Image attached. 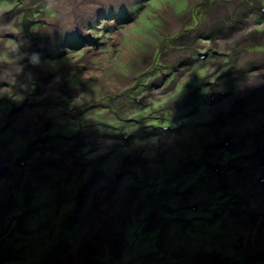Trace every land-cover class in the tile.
Here are the masks:
<instances>
[{"label":"rangeland","instance_id":"1","mask_svg":"<svg viewBox=\"0 0 264 264\" xmlns=\"http://www.w3.org/2000/svg\"><path fill=\"white\" fill-rule=\"evenodd\" d=\"M66 1L0 0V264H264V0Z\"/></svg>","mask_w":264,"mask_h":264},{"label":"bare ground","instance_id":"2","mask_svg":"<svg viewBox=\"0 0 264 264\" xmlns=\"http://www.w3.org/2000/svg\"><path fill=\"white\" fill-rule=\"evenodd\" d=\"M126 2L127 1H124V0H69V1H66L60 5V8H57L58 19L55 22L51 23L52 27H50L49 29L52 31L56 30L57 28L60 29V28H66V27L73 29V27L75 25H78V23L75 21V19H77L80 22H82L84 19L90 20V19H92V17H94L95 14H99L100 10L110 9L112 6H114L113 8L122 9V8H124V4ZM54 25L56 26V28ZM52 31H50V32H52ZM258 81L259 82H257V84L259 83L260 85L258 84L259 86H258V90H257L258 91L257 92V100H258V102H260V101L264 100V80L263 81L258 80ZM254 85H256V84L249 85L247 87V89L248 90L252 89L254 87ZM262 133H264V131ZM0 163H2V159L0 160ZM259 163L263 166V168H260L258 166L257 171L262 172V171H264V157L261 161L257 162V165ZM255 169H256V167L255 168L252 167V174L253 175H256ZM256 181H257V179H256ZM242 184H244V182ZM260 184L264 185V182L258 183V185H260ZM244 186H245V184L243 185V187ZM237 188H239V187H237ZM245 189H246V187H245ZM249 200L251 201V198ZM258 204H259V202H258ZM262 208H263V206H262ZM243 221H245V220H243ZM232 223H234V222H231L230 224H232ZM227 225H229V224H227Z\"/></svg>","mask_w":264,"mask_h":264},{"label":"flooded vegetation","instance_id":"3","mask_svg":"<svg viewBox=\"0 0 264 264\" xmlns=\"http://www.w3.org/2000/svg\"><path fill=\"white\" fill-rule=\"evenodd\" d=\"M65 252H66V248H64V250H63V251H60V253H57V255H56V256H61V255H63Z\"/></svg>","mask_w":264,"mask_h":264}]
</instances>
